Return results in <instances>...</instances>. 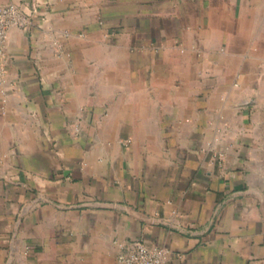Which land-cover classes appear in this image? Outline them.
<instances>
[{"label": "crops", "instance_id": "1", "mask_svg": "<svg viewBox=\"0 0 264 264\" xmlns=\"http://www.w3.org/2000/svg\"><path fill=\"white\" fill-rule=\"evenodd\" d=\"M0 264H264V0H0Z\"/></svg>", "mask_w": 264, "mask_h": 264}, {"label": "built area", "instance_id": "2", "mask_svg": "<svg viewBox=\"0 0 264 264\" xmlns=\"http://www.w3.org/2000/svg\"><path fill=\"white\" fill-rule=\"evenodd\" d=\"M33 23L32 12H27L20 5L12 3L0 6V49L5 47L11 28L28 30ZM3 71L0 72V79ZM122 264H166L171 251L163 246H148L140 240L118 243Z\"/></svg>", "mask_w": 264, "mask_h": 264}]
</instances>
